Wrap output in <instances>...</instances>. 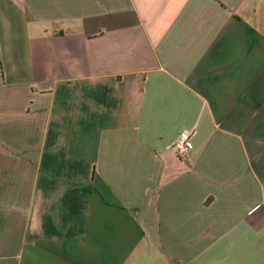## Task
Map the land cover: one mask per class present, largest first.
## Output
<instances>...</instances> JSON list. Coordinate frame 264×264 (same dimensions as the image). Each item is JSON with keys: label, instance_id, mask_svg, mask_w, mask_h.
Returning a JSON list of instances; mask_svg holds the SVG:
<instances>
[{"label": "crops", "instance_id": "crops-1", "mask_svg": "<svg viewBox=\"0 0 264 264\" xmlns=\"http://www.w3.org/2000/svg\"><path fill=\"white\" fill-rule=\"evenodd\" d=\"M0 264H264V0H0Z\"/></svg>", "mask_w": 264, "mask_h": 264}, {"label": "built area", "instance_id": "built-area-1", "mask_svg": "<svg viewBox=\"0 0 264 264\" xmlns=\"http://www.w3.org/2000/svg\"><path fill=\"white\" fill-rule=\"evenodd\" d=\"M172 149L177 155L186 154L190 150V139L187 132H181L174 140Z\"/></svg>", "mask_w": 264, "mask_h": 264}]
</instances>
